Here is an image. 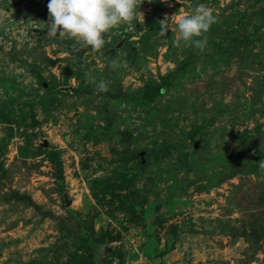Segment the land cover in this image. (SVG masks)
Returning a JSON list of instances; mask_svg holds the SVG:
<instances>
[{
    "label": "rangeland",
    "instance_id": "1",
    "mask_svg": "<svg viewBox=\"0 0 264 264\" xmlns=\"http://www.w3.org/2000/svg\"><path fill=\"white\" fill-rule=\"evenodd\" d=\"M48 2L0 0V264H264V0H138L100 50Z\"/></svg>",
    "mask_w": 264,
    "mask_h": 264
},
{
    "label": "clouds",
    "instance_id": "2",
    "mask_svg": "<svg viewBox=\"0 0 264 264\" xmlns=\"http://www.w3.org/2000/svg\"><path fill=\"white\" fill-rule=\"evenodd\" d=\"M138 0H49L47 9L49 23L47 35L70 37L81 46H90L92 50H100L105 45V34L118 25L131 24L138 16ZM216 22L212 11L204 4L195 7L192 13L177 17L176 27L181 41L203 51L207 44L206 38H201ZM166 19L161 21L160 35L169 31ZM115 65V62H113ZM97 87L107 91L105 81L100 80Z\"/></svg>",
    "mask_w": 264,
    "mask_h": 264
},
{
    "label": "water",
    "instance_id": "3",
    "mask_svg": "<svg viewBox=\"0 0 264 264\" xmlns=\"http://www.w3.org/2000/svg\"><path fill=\"white\" fill-rule=\"evenodd\" d=\"M59 89L61 91H64V92L72 91V87H69V86L68 87H60ZM40 146L47 147L48 141L46 139H42ZM64 205L67 207L71 205V200L68 199V196L66 194L64 195ZM96 250L98 252V257L102 258V257H104L110 253L111 245L108 243H104L100 247H97Z\"/></svg>",
    "mask_w": 264,
    "mask_h": 264
},
{
    "label": "trees",
    "instance_id": "4",
    "mask_svg": "<svg viewBox=\"0 0 264 264\" xmlns=\"http://www.w3.org/2000/svg\"><path fill=\"white\" fill-rule=\"evenodd\" d=\"M96 248H97V247H96ZM96 248H95V253H96L97 257H98V252H97Z\"/></svg>",
    "mask_w": 264,
    "mask_h": 264
}]
</instances>
